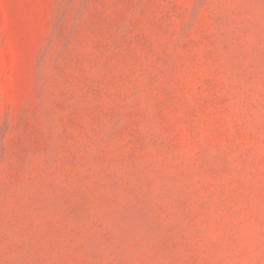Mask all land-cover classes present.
I'll use <instances>...</instances> for the list:
<instances>
[{"label":"rangeland","instance_id":"374dc122","mask_svg":"<svg viewBox=\"0 0 264 264\" xmlns=\"http://www.w3.org/2000/svg\"><path fill=\"white\" fill-rule=\"evenodd\" d=\"M0 264H264V0H0Z\"/></svg>","mask_w":264,"mask_h":264}]
</instances>
